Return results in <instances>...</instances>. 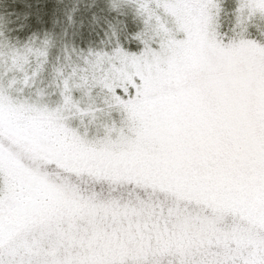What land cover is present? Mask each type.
Returning a JSON list of instances; mask_svg holds the SVG:
<instances>
[{
    "label": "snow or ice",
    "instance_id": "6c2138e0",
    "mask_svg": "<svg viewBox=\"0 0 264 264\" xmlns=\"http://www.w3.org/2000/svg\"><path fill=\"white\" fill-rule=\"evenodd\" d=\"M0 264H264V0H0Z\"/></svg>",
    "mask_w": 264,
    "mask_h": 264
}]
</instances>
